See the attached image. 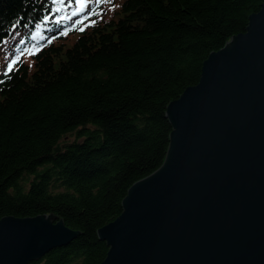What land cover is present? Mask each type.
Segmentation results:
<instances>
[{
	"label": "trees",
	"instance_id": "1",
	"mask_svg": "<svg viewBox=\"0 0 264 264\" xmlns=\"http://www.w3.org/2000/svg\"><path fill=\"white\" fill-rule=\"evenodd\" d=\"M85 3L0 0V61L13 63L0 71V219L53 212L84 232L32 264L105 261L98 229L163 165L168 105L264 0H123L112 19Z\"/></svg>",
	"mask_w": 264,
	"mask_h": 264
},
{
	"label": "water",
	"instance_id": "2",
	"mask_svg": "<svg viewBox=\"0 0 264 264\" xmlns=\"http://www.w3.org/2000/svg\"><path fill=\"white\" fill-rule=\"evenodd\" d=\"M172 101L163 165L98 229L101 264H264V3ZM58 216L61 221H56ZM81 230L53 214L0 219V264H32Z\"/></svg>",
	"mask_w": 264,
	"mask_h": 264
},
{
	"label": "rangeland",
	"instance_id": "3",
	"mask_svg": "<svg viewBox=\"0 0 264 264\" xmlns=\"http://www.w3.org/2000/svg\"><path fill=\"white\" fill-rule=\"evenodd\" d=\"M83 2H91V4H88L86 7L96 11V9L99 8L97 15L99 18H106V19H112L116 18L119 16L120 9H121V3L123 0H82ZM86 7L83 8V10L87 9ZM74 22V20L72 21ZM26 32H29L27 28L25 29ZM26 34H24L18 41L17 45L21 42L23 37ZM76 39L75 36H68L64 41L60 43H64L65 46H70L74 43ZM12 47L11 44H7V50H9ZM23 61L25 64L28 65L29 68L35 66V60H33L32 55H24L23 56ZM5 64V65H4ZM13 65L12 61L4 62L0 61V71L1 70H6L8 68H11ZM107 243V242H106Z\"/></svg>",
	"mask_w": 264,
	"mask_h": 264
},
{
	"label": "snow or ice",
	"instance_id": "4",
	"mask_svg": "<svg viewBox=\"0 0 264 264\" xmlns=\"http://www.w3.org/2000/svg\"><path fill=\"white\" fill-rule=\"evenodd\" d=\"M80 7H83V5H80Z\"/></svg>",
	"mask_w": 264,
	"mask_h": 264
}]
</instances>
